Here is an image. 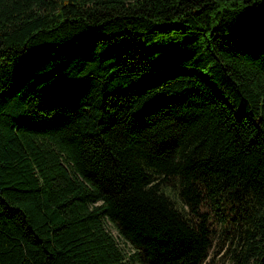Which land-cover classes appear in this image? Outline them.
<instances>
[{"label":"trees","instance_id":"16d2710c","mask_svg":"<svg viewBox=\"0 0 264 264\" xmlns=\"http://www.w3.org/2000/svg\"><path fill=\"white\" fill-rule=\"evenodd\" d=\"M220 228L264 264V0H0V264H208Z\"/></svg>","mask_w":264,"mask_h":264},{"label":"rangeland","instance_id":"374dc122","mask_svg":"<svg viewBox=\"0 0 264 264\" xmlns=\"http://www.w3.org/2000/svg\"><path fill=\"white\" fill-rule=\"evenodd\" d=\"M163 190L172 199H176L177 188L174 181L169 183V185L163 186ZM220 229L218 236L214 237L213 247L209 253L208 259L211 260L208 264H239V259L236 256L240 247L238 237L236 236L233 240H230V234L223 228ZM217 248H219L217 252H214Z\"/></svg>","mask_w":264,"mask_h":264}]
</instances>
